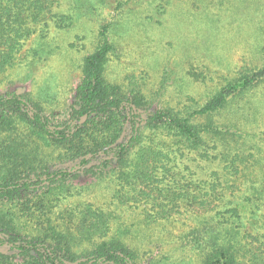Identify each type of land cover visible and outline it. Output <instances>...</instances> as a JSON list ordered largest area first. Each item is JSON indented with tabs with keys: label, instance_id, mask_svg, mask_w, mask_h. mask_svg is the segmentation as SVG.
<instances>
[{
	"label": "trees",
	"instance_id": "16d2710c",
	"mask_svg": "<svg viewBox=\"0 0 264 264\" xmlns=\"http://www.w3.org/2000/svg\"><path fill=\"white\" fill-rule=\"evenodd\" d=\"M78 18L51 11L50 0H0V73L28 39L45 45L52 27ZM109 27L84 57L70 100L48 88L0 95V264H264V173L256 179L246 169L264 161L247 125L264 117L263 101L251 97L264 65L239 72L200 106L147 111L142 90L107 77L116 48ZM45 47L47 55L33 49L34 62L55 52ZM85 175L147 224L183 222L173 249L143 259L137 229L77 199L97 185L74 182Z\"/></svg>",
	"mask_w": 264,
	"mask_h": 264
},
{
	"label": "rangeland",
	"instance_id": "374dc122",
	"mask_svg": "<svg viewBox=\"0 0 264 264\" xmlns=\"http://www.w3.org/2000/svg\"><path fill=\"white\" fill-rule=\"evenodd\" d=\"M50 1L51 11L79 18L70 28H51L45 45L56 49L49 59L34 62V48L43 55L51 50L39 46L35 36L28 39L16 64L0 73V95L48 88L58 93L61 101L70 100L82 75L83 59L97 47L104 25H110L116 47L108 62L107 77L126 89L142 90L152 105L147 111L161 106L176 110L200 106L210 91L239 72L264 65V0H172L170 4L167 0ZM251 97L263 101L257 104L264 111V85L254 89ZM247 125L258 136V149L252 151L264 158V117L253 118ZM226 161L206 170L222 169ZM246 169L254 171L257 179L264 173V161ZM74 182L97 183L86 175ZM112 192L110 186L97 183L77 199L112 212L116 219L137 229L133 241L135 246H142L143 259L149 252L173 249V234L186 227L183 222L147 224L139 211L116 206Z\"/></svg>",
	"mask_w": 264,
	"mask_h": 264
}]
</instances>
